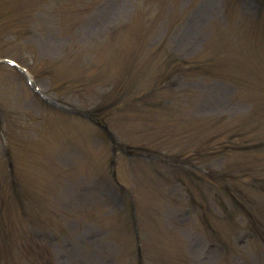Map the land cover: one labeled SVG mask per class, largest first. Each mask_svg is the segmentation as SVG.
<instances>
[{
	"label": "rangeland",
	"instance_id": "1",
	"mask_svg": "<svg viewBox=\"0 0 264 264\" xmlns=\"http://www.w3.org/2000/svg\"><path fill=\"white\" fill-rule=\"evenodd\" d=\"M230 5L241 22L254 15L241 0H0V57L25 64L44 96L0 67V264H264V139L223 127L248 107L228 85L217 108L176 97L193 81L180 80L175 57L190 60L214 36L216 69L245 72L248 94H264V59L249 46L224 50L235 25L219 15ZM152 60L169 75L156 100L145 80L134 84ZM150 69L147 83L159 73ZM201 106L213 127L194 119ZM91 114L113 134L107 150ZM110 144L117 185L87 169L112 167ZM37 188L40 205L26 196Z\"/></svg>",
	"mask_w": 264,
	"mask_h": 264
},
{
	"label": "bare ground",
	"instance_id": "2",
	"mask_svg": "<svg viewBox=\"0 0 264 264\" xmlns=\"http://www.w3.org/2000/svg\"><path fill=\"white\" fill-rule=\"evenodd\" d=\"M111 5V4H110Z\"/></svg>",
	"mask_w": 264,
	"mask_h": 264
}]
</instances>
